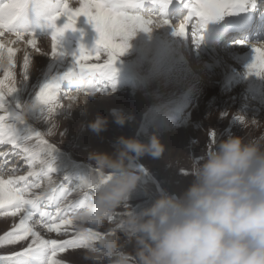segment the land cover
<instances>
[{"label":"rangeland","instance_id":"1","mask_svg":"<svg viewBox=\"0 0 264 264\" xmlns=\"http://www.w3.org/2000/svg\"><path fill=\"white\" fill-rule=\"evenodd\" d=\"M0 2L7 3L8 0H0ZM86 2L87 0H58L61 5L67 4L73 12ZM134 2L135 6L127 10L129 15L140 16L145 21H149L148 18L156 21L168 19L172 28V26H178L177 21L181 25L186 23V15L191 13L188 6L196 3L197 0H171L169 4H166L164 0H134ZM262 2L264 0H257L256 8L259 11H264ZM178 5L181 13L177 14L175 8ZM25 18L39 20L40 25L24 28L36 31L34 37L36 48L29 44L25 53L21 49L16 50L18 45L27 44L28 40L33 39L31 35H24L12 45L13 66L10 72L14 75L18 90L13 96L6 95V100L11 102L10 111L15 109L17 102L22 105L32 104L44 83L61 76L73 67L74 59L80 54L81 49L85 54L92 53L93 56L92 59L84 62L85 65H104L107 62V53L103 51L99 53V60L95 59L97 33L85 16H76L73 28L65 29L57 37L58 50L55 56L52 55L51 38V33L55 29L48 27L45 21L37 18L31 7L16 21L17 28L21 29L20 26L23 25ZM231 18L226 17L223 21L208 24L205 31L198 33L202 36L200 45L194 43L193 32L197 23L193 26L191 22L187 32L193 46L185 50L187 47L184 46V38L181 37L179 45L182 46L177 56H167L169 47L166 42L168 40L166 42L164 40L170 32L166 29L158 31L157 25L150 21L145 27L151 30L145 32L137 29L129 39L126 51L119 56L111 69L103 73L99 72L98 76L95 73L91 79L74 77L73 81L62 80L55 93V107L50 115L47 109L44 114L39 106L27 113H22L25 123L16 122L15 127L18 130L24 129L25 133L31 136L24 144L33 153L36 150L41 156L33 159V156L29 157L23 151V147L13 148L11 144H0V151L10 153L6 158L10 162L5 166L4 178H8V169L16 167L18 170L14 175L27 176L28 181L32 178L35 183L40 184L39 188H33L27 194L31 196L32 193L44 195L50 192L48 187L50 177L57 188L52 202H59L62 214L66 218L75 217L79 207L73 212L71 206L78 205L94 191L93 188L84 186L82 176L88 174L97 178L100 176V173L95 171L93 162L88 158L90 153L115 155L121 147L119 144L121 137L135 138L147 143L152 135H156L165 146V152L159 158L146 154L138 159L127 161L134 170H139L141 167L143 169L137 186L130 193L128 199L130 207L121 206L116 209L113 216L100 226L81 225L73 219V224L61 226L60 232H49L43 227H38L44 239L72 240L77 238L78 233H86L90 229L92 232L100 233L101 238L115 234L123 243L121 224L130 208L139 210L149 205L159 195L160 190L177 194L183 191L190 184L192 177L190 174L185 175L181 169L189 170L191 160L205 154L212 146L213 139L217 143L228 136H240L247 140L258 138L261 133H264V87L256 86L258 80L262 78L264 80V72L258 69L253 72L252 68H248L249 66L243 67L248 62L243 59L236 61L230 56L225 57L227 62L233 63L234 74L240 76L237 83H229L226 87V84L222 82L220 71L211 68L215 67V61L211 59L210 52L201 44L202 41L204 43L203 38L206 32L207 36L213 37L216 32L222 33L231 29L234 26L231 23L233 18ZM55 23L57 28H62L67 23V17L61 16ZM211 30L215 33L212 34ZM5 35L2 41L7 38L13 41L15 38L12 33L5 32ZM243 38L247 43L249 38ZM233 46L240 48L241 45L235 43ZM250 47L253 48V46ZM37 48L40 51H37ZM199 50L201 54H198ZM3 51L6 57L7 48ZM218 52L221 51L217 50ZM26 53L29 56L28 78L22 81ZM178 56L183 58L180 63L177 61ZM247 64L249 65V62ZM204 66H209L210 69L204 71ZM5 68L6 65L0 66V80L4 81V91L7 93L12 81L5 77ZM221 68L222 72L230 74L231 70L226 69L224 65ZM56 70L60 71L59 75L55 74ZM79 70L80 65H76L74 71L79 72ZM202 70L204 72L199 74ZM76 84L82 85L79 91ZM258 85L262 86L260 83ZM90 86L106 87V90L88 94L84 89ZM248 86L249 90L258 92L249 95L244 91ZM258 103L261 105L258 106ZM252 107L257 108L254 111ZM0 115L5 116L6 122H12L8 112L0 111ZM118 115L125 117L123 125L116 122ZM240 118L247 122L258 120L259 128L251 124L245 127L240 123ZM98 119L103 121V129L96 132L90 125ZM36 132L40 133L39 140L35 137ZM41 140L44 143H41ZM46 145L53 146L56 150L50 152ZM1 158L4 157H0V163L5 159ZM30 159L34 162L30 163ZM49 167L53 169L50 172ZM29 172L35 175L28 176ZM20 186L22 187L23 184L21 183ZM44 202L47 203L44 200L41 206ZM54 207L57 209L56 206ZM19 218V215L17 217L0 216V234L9 230L14 223H18ZM33 219H37L36 216ZM65 227L67 231L64 230ZM30 240L31 237L28 238V241ZM28 241L0 247V254L12 250L18 251L21 245L26 246ZM98 242L99 239L94 241L95 244ZM123 250L131 252L132 248L129 245ZM87 251L88 249L82 244L75 247L69 246L63 251L58 250L57 255L52 259L58 264H88L83 258ZM33 259L38 261V258Z\"/></svg>","mask_w":264,"mask_h":264},{"label":"clouds","instance_id":"2","mask_svg":"<svg viewBox=\"0 0 264 264\" xmlns=\"http://www.w3.org/2000/svg\"><path fill=\"white\" fill-rule=\"evenodd\" d=\"M45 20L54 7L47 0L32 5ZM116 122L125 123L118 115ZM245 127L259 122L240 118ZM90 127L99 132L103 121ZM115 155L93 152L89 160L99 178L82 176L94 191L77 209L81 225H102L121 206L130 207V193L140 180L127 161L144 155L159 158L165 146L156 135L147 143L121 137ZM190 184L179 194L160 190L147 206L122 220L123 243L112 234L99 239L84 254L88 264H264V133L258 138L228 136L191 160ZM131 246L132 251L123 249Z\"/></svg>","mask_w":264,"mask_h":264},{"label":"snow or ice","instance_id":"3","mask_svg":"<svg viewBox=\"0 0 264 264\" xmlns=\"http://www.w3.org/2000/svg\"><path fill=\"white\" fill-rule=\"evenodd\" d=\"M35 0H8L7 3L0 2V36H3L5 32L14 34L17 39L22 38L24 35H31L33 39L27 42L36 48L35 35L36 31L30 29L21 30L16 27V21L26 12L29 7H32ZM54 7L52 13L44 20L46 25L52 29H55L51 33L52 38V55L57 54V37L63 33L65 29L73 28L74 18L76 16L83 15L91 23L97 33L95 51V59L99 60V53H107V62L104 65L90 64L85 65V61L93 58L91 54H85L83 49L78 56L74 59L73 67L64 72L61 76L54 78L50 82L44 83L38 90L35 100L32 104H20L15 103V109L10 111L11 102L6 100V95H11L18 90L15 84L14 75L10 72L13 66V49L7 48V56L4 55L5 45L0 44V66H5V77L10 78L12 83L8 87L7 93L4 91V81L0 80V111L9 113V117L12 119L11 123L6 122L5 116L0 115V144H11L13 148L23 147V151L32 157L34 154L24 144L25 141L31 138L26 134L24 129H17L15 127L16 122L24 124L22 113H27L32 109L41 107V110L45 114V109L50 115L54 110L55 93L62 80L73 81V78H89L96 72L103 73L105 70L111 69L119 56H121L128 47L129 39L136 33L137 29H141L145 32L149 31L146 24L150 21L143 20L140 16L129 15V9L135 6L134 0H87V2L75 12L70 10L67 4L58 3V0H47ZM166 4H169L171 0H164ZM252 9H256L257 0H197L192 4L191 14L199 18L197 25L194 27V43L199 44L202 31L210 22H220L226 17H232L231 23L234 26L239 27H252L261 26L264 27V11L259 13V19L257 20L256 11H250L249 6ZM61 16L67 17V23L62 28L56 27V21ZM162 24H169L168 19H163ZM186 25L182 24L178 30H175V34L183 36L185 34ZM14 41H9V44ZM236 44L244 45L246 41H236ZM40 51L39 48L36 49ZM254 52H260L259 49H253ZM258 63L264 66V53H260ZM28 65L29 56L26 53L24 58V73L23 80L28 78ZM76 65H80L79 72H75ZM256 65H249L250 68ZM111 80L112 77L110 76ZM21 81V82H22ZM20 82V83H21ZM82 85L76 84V88L79 91ZM86 93L91 94L93 92L105 91L106 87H88L84 89ZM19 110V111H16ZM35 137L39 140L40 133L36 132ZM41 143L44 141L41 140ZM50 152H54L56 149L53 146H47ZM10 155L9 152L0 151V157H4L2 163H0V216H12L17 217L19 215V222L14 223L13 226L6 230L3 234H0V247H7L20 244L21 241H28L25 245H21L20 249L8 251L0 254V264H58L54 259L57 255V251H63L69 246L81 245L88 250L95 244L94 241L101 238L100 233L92 232L90 229L84 233H78L77 238L72 240L57 241L54 239H44L38 227H43L49 232H60L61 226H70L73 224V218H66L62 214L61 208L58 204L57 215L53 216L50 212L41 210L42 201L46 200L51 203L54 199V194L57 192V188L54 186V182L49 177L48 187L50 192L44 195H37L32 193L31 196L27 195L33 188H39L40 184L30 183L27 176H16L14 173L18 170L16 167L8 169V178L5 179V166L9 164V160L6 159ZM30 163L34 162L30 159ZM44 163V162H42ZM51 167L48 171H52ZM47 174V173H45ZM35 173L29 172L28 176H33ZM67 178V177H65ZM23 184L21 187L20 184ZM85 186V185H84ZM83 201L78 205H72L73 212L76 211ZM39 216V219H33L34 216ZM59 221V223H57ZM67 231V228H64ZM33 258H38V261H34Z\"/></svg>","mask_w":264,"mask_h":264},{"label":"bare ground","instance_id":"4","mask_svg":"<svg viewBox=\"0 0 264 264\" xmlns=\"http://www.w3.org/2000/svg\"><path fill=\"white\" fill-rule=\"evenodd\" d=\"M261 4L264 6V2H262ZM178 8H175V10H178ZM180 10H181V8H180ZM186 10H187V8H186ZM188 10L190 11L191 7H188ZM192 18L193 17L191 15V13L186 15V20H188V21H186V23H184L186 25V29H185V34L183 36H178V35L175 34V30H178L180 28V26H181L180 22L177 21L176 23H177L178 26H175V27L172 26V28H171V26L169 24L164 25V24L161 23L160 20L156 21L153 18H148V20L150 19L149 21H151L153 24L157 25V28H159L158 31H160V29H163V30L166 29V31L170 32V34H168L169 36L165 35L166 39L164 40L165 42H166V40H168V42H166V44L169 47L167 49V56H174V55L177 56L178 50H179V48H181L180 46H182V45H179V39H181V37L184 38L185 42L187 43V48L185 50H189L191 48V46H193V44L190 43L189 36L187 37V34H186L188 29L191 27V22L194 20ZM209 24H211V22ZM39 25H40V21L39 20H32L30 18H25V20L23 22V25H21L20 28L24 29L25 26H26V28H31V27H35V26H39ZM150 30L151 29H149V31ZM203 31H205V29ZM214 33L215 32L213 31L212 34H214ZM263 33H264V27H261V26L258 29V32H256L255 29H253V28L250 29V27L244 28V27L234 26V27H232L231 29H229L226 32H222V33L216 32L213 35V37L212 36H207V32L204 34V38H203L204 39V43L202 41L201 44L204 45L208 49V51L210 52L209 54L211 55V59L213 60V62L215 61V67L212 66L211 68H213V69L216 68V70L220 71L219 73H221L222 79L225 81L224 82L222 80V82H223V84H226V87L228 86L229 83L230 84L237 83L238 79H240V76L234 74L233 65H232L233 63L227 62L225 57H229L230 56V57L234 58V60H236V61H238L239 59H243L245 61H248L249 65H256L255 67H252L253 72L256 71V69H258L260 71H263L261 69V67H260L261 64L258 63L260 53H264V34ZM162 34H163V32H162ZM245 34L249 35L250 41H253L254 43L250 42V45H248V42H247L244 45H241L240 48H238L237 46H233L236 41H242V39L244 40L243 37L245 36ZM4 36H6V35L4 34L3 36H0V44L5 45L3 50H6V48H8V47L12 48V45H14L15 43L14 44L13 43L9 44V41H12L10 38H7L5 41L4 40L2 41V38ZM19 40L20 39H17L16 36H15V38H13V41L18 42ZM201 40H202V38H201ZM244 41H246V40H244ZM162 43H160V44L162 45ZM160 44H159V46H160ZM197 45H200V44H197ZM251 45L254 46V47L251 48L250 47ZM255 45L256 46L258 45V46L255 47ZM28 46H29L28 42H27V44L23 43L22 45H18L16 50L20 51L19 49H21V51L25 53ZM223 46H226V49H224L223 53H221V52L217 53V50L219 51V49H221V47H223ZM253 49H259L260 52H254ZM165 50H166V48H165ZM163 51H164V49H163ZM198 54H201L200 50L198 51ZM188 55H189V53H188ZM182 59H183L182 57L178 56L177 57L178 63H180V61H182ZM66 60L69 61L68 59H66ZM236 63H238V62H236ZM247 63H245V65H243V67L249 66ZM222 65H224L226 69L231 70L230 74H228L227 72H222V70H221L222 69L221 68ZM248 68H250V67H248ZM209 69H210L209 66H204V71L205 70L208 71ZM258 70H257V72H259ZM204 71L203 70L200 71L199 74L203 73ZM216 73H218V72H216ZM55 74L59 75L60 71L56 70ZM260 81H261V83H260ZM260 81L258 80L256 82V86H258V88L259 87L263 88L264 87L263 78H262V80L260 79ZM258 83H260V85H262V86H259ZM252 86H254V85H252ZM249 89H250L249 86L244 89V91L248 92L249 95H252V93L255 94L256 91H257V90L252 91V90H249ZM257 101H259V100H257ZM263 101H264V99H263ZM253 104H255V102H253ZM259 105H261V104L258 103V106ZM256 108L257 107H252V109L254 111H255ZM255 121H258V120H255ZM1 159H4V158H1ZM1 162H2V160H1Z\"/></svg>","mask_w":264,"mask_h":264},{"label":"trees","instance_id":"5","mask_svg":"<svg viewBox=\"0 0 264 264\" xmlns=\"http://www.w3.org/2000/svg\"><path fill=\"white\" fill-rule=\"evenodd\" d=\"M29 149H30V148H29ZM30 150H31V149H30ZM31 152H32V151H31ZM32 153H33V152H32ZM37 153H38V152L35 150L34 153H33L34 155H33V157H32L33 159H34V158H39V156H41V155H39V154H37ZM71 173H72V171H71ZM29 181H30L31 183H34V182H35V180H33L32 178H30Z\"/></svg>","mask_w":264,"mask_h":264}]
</instances>
